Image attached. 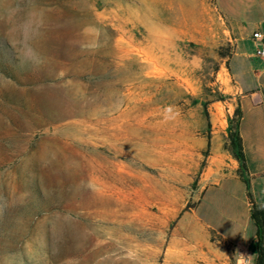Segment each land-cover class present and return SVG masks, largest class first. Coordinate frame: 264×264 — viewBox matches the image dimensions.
<instances>
[{
    "label": "rangeland",
    "instance_id": "1",
    "mask_svg": "<svg viewBox=\"0 0 264 264\" xmlns=\"http://www.w3.org/2000/svg\"><path fill=\"white\" fill-rule=\"evenodd\" d=\"M235 39L215 0H0V264H246L205 226L232 201L252 240L264 201L232 148L264 62Z\"/></svg>",
    "mask_w": 264,
    "mask_h": 264
},
{
    "label": "crops",
    "instance_id": "2",
    "mask_svg": "<svg viewBox=\"0 0 264 264\" xmlns=\"http://www.w3.org/2000/svg\"><path fill=\"white\" fill-rule=\"evenodd\" d=\"M244 1L247 3V6L245 7L242 4ZM215 2L218 8L228 18L232 26V31L236 38V49L238 48L240 43L250 40L254 32L260 31L264 33V0H215ZM238 11H244L245 15L243 13H241V15L243 14L242 16L238 15ZM235 56L242 57L243 55L238 52L235 54ZM236 83L240 88V93H242L240 100L238 134L241 138L242 147L244 149L247 160L250 159L251 162L256 163L259 162V159L264 158V142L261 140L259 134L261 130H263L264 124L261 125L262 127H259L257 124H255L258 120L264 121V100L261 94H259L262 102L256 105L252 103L250 95L257 87V79L254 83L246 81L238 82L237 80ZM247 116H250L248 123ZM243 123H246L245 129H243ZM244 175L247 178H250V176L262 177L264 176V172L260 171L251 174H247L246 172ZM262 179L264 180L263 177ZM235 181H242V179L239 176L226 177L218 180L213 185L206 187L203 190L202 195L198 201L197 208L202 204L218 205V198H221L218 194L229 193L230 187L232 186L231 182ZM254 199L258 203L257 205L264 206V201L258 200L257 197H255ZM240 203L242 208L243 206L246 208L249 219L248 198L247 202H245V205H243V200L240 201ZM233 206L234 205L232 201L229 203H224L223 211L220 214V219H222L223 224L218 223L216 227L208 224L205 226L215 232L225 241L236 244L240 253V257L246 260V264L251 261L252 258H254L255 264V251L254 249H252V246H254L256 241L255 236L252 240H249L244 234L245 230L249 226V223L245 222L243 226L244 228L239 237L231 234V231L229 230L233 223Z\"/></svg>",
    "mask_w": 264,
    "mask_h": 264
},
{
    "label": "trees",
    "instance_id": "3",
    "mask_svg": "<svg viewBox=\"0 0 264 264\" xmlns=\"http://www.w3.org/2000/svg\"><path fill=\"white\" fill-rule=\"evenodd\" d=\"M232 141V148L236 151L234 158L240 165V174L243 175L247 172V169L241 138L238 134V124L235 137ZM242 175H240V178L242 181L246 182ZM247 198L249 202V219L255 228V264H264V206L257 205L252 200V196L249 191H247Z\"/></svg>",
    "mask_w": 264,
    "mask_h": 264
},
{
    "label": "built area",
    "instance_id": "4",
    "mask_svg": "<svg viewBox=\"0 0 264 264\" xmlns=\"http://www.w3.org/2000/svg\"><path fill=\"white\" fill-rule=\"evenodd\" d=\"M251 39L255 45L253 57L264 62V33L260 31L254 32L251 36ZM260 77L264 78V68L260 71Z\"/></svg>",
    "mask_w": 264,
    "mask_h": 264
},
{
    "label": "water",
    "instance_id": "5",
    "mask_svg": "<svg viewBox=\"0 0 264 264\" xmlns=\"http://www.w3.org/2000/svg\"><path fill=\"white\" fill-rule=\"evenodd\" d=\"M253 104H260L262 102L259 93L253 92L250 95Z\"/></svg>",
    "mask_w": 264,
    "mask_h": 264
},
{
    "label": "bare ground",
    "instance_id": "6",
    "mask_svg": "<svg viewBox=\"0 0 264 264\" xmlns=\"http://www.w3.org/2000/svg\"><path fill=\"white\" fill-rule=\"evenodd\" d=\"M185 230V229H184Z\"/></svg>",
    "mask_w": 264,
    "mask_h": 264
}]
</instances>
